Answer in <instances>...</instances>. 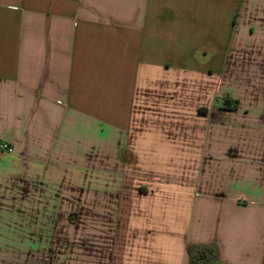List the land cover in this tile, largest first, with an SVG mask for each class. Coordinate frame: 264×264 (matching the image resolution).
I'll use <instances>...</instances> for the list:
<instances>
[{"label": "crops", "instance_id": "crops-1", "mask_svg": "<svg viewBox=\"0 0 264 264\" xmlns=\"http://www.w3.org/2000/svg\"><path fill=\"white\" fill-rule=\"evenodd\" d=\"M1 144L0 264H264V0H0Z\"/></svg>", "mask_w": 264, "mask_h": 264}, {"label": "trees", "instance_id": "trees-1", "mask_svg": "<svg viewBox=\"0 0 264 264\" xmlns=\"http://www.w3.org/2000/svg\"><path fill=\"white\" fill-rule=\"evenodd\" d=\"M237 102H235V105H233V108H235L237 106ZM192 260L194 264H199L200 262L202 264H207L208 262L205 259V252H199L198 254H194L192 256Z\"/></svg>", "mask_w": 264, "mask_h": 264}, {"label": "built area", "instance_id": "built-area-1", "mask_svg": "<svg viewBox=\"0 0 264 264\" xmlns=\"http://www.w3.org/2000/svg\"><path fill=\"white\" fill-rule=\"evenodd\" d=\"M0 151H2V152L12 153L13 150H12L8 145H6V144H1V145H0Z\"/></svg>", "mask_w": 264, "mask_h": 264}]
</instances>
